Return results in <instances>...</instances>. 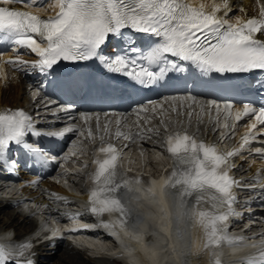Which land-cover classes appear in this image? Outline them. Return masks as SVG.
I'll use <instances>...</instances> for the list:
<instances>
[{
    "label": "snow or ice",
    "instance_id": "snow-or-ice-1",
    "mask_svg": "<svg viewBox=\"0 0 264 264\" xmlns=\"http://www.w3.org/2000/svg\"><path fill=\"white\" fill-rule=\"evenodd\" d=\"M23 2L0 0V44L14 46V58L4 60V64L26 75L40 77L39 83H30L38 89L34 96L43 93L53 82L62 83L69 89L82 87L81 81L70 74L58 80V71H62L64 65L94 61L107 77L124 78L125 88L121 92L129 99L133 93L145 90L187 88L183 94L165 95L131 106V114L138 119L144 114L145 123L152 114L163 116L165 104L177 114L187 108L189 117L194 114L193 109H199L195 112L197 123L202 122L205 107L209 111L214 108L217 117L222 116L225 121L223 127L227 131L221 133L219 139L222 141L235 134L238 122L249 120L246 131L239 137L238 147L228 151L220 149L218 143L198 139L187 130L190 123L185 127H172L174 122L161 120V146L175 165L167 173L170 179L175 178L171 186L179 188L183 196L192 200L206 246H217L219 239L226 238L222 236L223 227L236 214L234 188L241 183L231 175L236 167L231 158L253 143L260 145L254 148V154H264V139H261L264 137V0H255L256 14L238 16L234 22L227 19L232 10L230 0H220L219 3L202 0L199 4L190 0H56L54 7L58 10L47 17H42L39 9L34 13L11 6ZM37 3L42 0H29L25 7ZM239 10L244 11L243 8ZM110 38L114 43L104 51ZM141 39L143 44L138 43ZM21 50L34 54L36 59L24 60L19 54ZM190 69L200 80L210 74L221 81L237 79L240 81L238 85L229 83L224 87L252 90L258 103L245 101L237 107L232 101L200 100L192 93L191 84L179 83ZM253 73L256 75L249 79ZM128 89L132 91L128 92ZM57 104L58 101L48 98L44 113L38 115L35 123L30 113L23 109H0V176L16 175L21 164L43 170L76 156L79 140L85 136V126L93 120L100 134L99 113L80 112V123H72L71 112L75 106L57 107ZM61 113L67 117L66 123L61 120ZM104 117L100 143L95 148L92 170L86 182L89 187L86 211L97 219V223L83 224L71 229L72 232L103 228L118 235L117 228L126 221L125 210L118 199L122 186L118 171L119 153L112 142H105L112 120L116 125L114 138L131 141L136 137L143 139L148 134L161 135V129L154 127L133 132L124 113L105 112ZM60 123L64 126L59 130H39L41 125L55 128ZM122 128L128 130L122 131ZM69 134L76 135L77 139L71 142L69 151L59 157L40 143L42 138L60 140ZM29 136L32 141L27 139ZM86 136L92 140L96 138L91 127H87ZM21 153L25 157L23 161ZM40 179L37 175L36 180L25 183L35 186ZM245 187L259 191L261 195L253 199L264 204V183ZM105 214H118V218L106 220L103 218ZM80 215L69 214V218L76 219ZM239 239L233 238L234 241ZM33 248L28 242L13 253L0 245V264H36ZM247 264H264V251L249 258Z\"/></svg>",
    "mask_w": 264,
    "mask_h": 264
},
{
    "label": "bare ground",
    "instance_id": "bare-ground-1",
    "mask_svg": "<svg viewBox=\"0 0 264 264\" xmlns=\"http://www.w3.org/2000/svg\"><path fill=\"white\" fill-rule=\"evenodd\" d=\"M231 5V12L227 16L228 19L237 17L239 15L245 16L246 14L252 13V11H257L258 6L255 5V2L253 3L252 0H250L247 4H242L239 9L243 8L244 11L238 10L239 3L235 1H230ZM254 9V10H252ZM24 60H28L24 57H22ZM32 61V60H28ZM0 74L1 78L3 80V84H0V104H17L21 101H25V93L28 84L26 83V79H24V73L20 71L13 70V67L11 65H6L3 62L0 63ZM198 110V109H197ZM196 117V115L194 116ZM204 126L209 128L210 124L208 122L207 116L204 117ZM151 158H153L154 161L152 163L156 165L159 171V175L162 174V167L165 166L166 159L161 156L159 153H150ZM148 155V153H146ZM136 157H140L141 159H137V163L139 167L143 168L141 166V163L144 161V154L141 157L139 154L136 155ZM78 162V158H75L72 160V163L74 164L73 169H76V163ZM151 162L147 163V169L148 166H152ZM264 163H255L253 165H246L243 164L246 168L247 172L244 175L245 179L247 180V183H252V181H256L259 179V183H264V168H258V166H261ZM255 168L256 171L253 169ZM146 169V167H145ZM161 175L159 179H155L153 183L150 185L152 190H155V187L161 183L164 180V176ZM54 189L60 190V187L57 185H51ZM150 189V190H151ZM143 191V196H147L148 192L150 191ZM155 197H158L161 199L160 195H155ZM193 203V202H192ZM163 209L161 211V217L164 222H167L169 225L171 224V211L169 210L168 205L163 201L161 206ZM6 205L4 203H0V229H7L12 228L13 230L17 231H24L27 232L33 227V220L29 218L24 213H17L15 209L13 210H7L5 209ZM161 210V209H160ZM191 216L193 219H195L196 214L194 207L191 209ZM197 220V218H196ZM82 223H77L75 225V228H80ZM166 226V225H165ZM199 226V232H201V226ZM167 227V226H166ZM167 231V228H165ZM118 235H113V238L116 239L118 242V248H113V240H104L101 238V236H90L85 234H79L76 236H71L72 240L76 242V246H72L69 241H61L58 242L56 245V250L54 253H49L46 249L42 248V251L44 254H49L47 260H45L44 264H116L117 262H121L127 264V259L124 255L119 254L117 251L119 247H122L123 249H131L132 250V256L135 258L137 257V260L143 261V255L144 253H147V250L151 251L152 248L148 244L147 240L145 239V235L141 229L138 230V232H132L131 230L127 228H117ZM191 230H189L190 233ZM184 235L185 232H182ZM120 239H119V237ZM255 244L253 241L249 243L248 245ZM107 250V251H105ZM204 248L199 247V245H196L193 252L195 253V256H192V259H194L195 262H190L189 264H195L198 263L201 264L202 254H203ZM249 255V254H248ZM191 257V256H190ZM200 260V262H199ZM144 262V261H143Z\"/></svg>",
    "mask_w": 264,
    "mask_h": 264
},
{
    "label": "clouds",
    "instance_id": "clouds-1",
    "mask_svg": "<svg viewBox=\"0 0 264 264\" xmlns=\"http://www.w3.org/2000/svg\"><path fill=\"white\" fill-rule=\"evenodd\" d=\"M119 239H120V237H119ZM248 247H253L254 248V247H257V245L256 244L245 245L242 249H240V251H244ZM124 254L128 257L127 264H140V261L135 259L132 256V250L131 249H124Z\"/></svg>",
    "mask_w": 264,
    "mask_h": 264
},
{
    "label": "rangeland",
    "instance_id": "rangeland-1",
    "mask_svg": "<svg viewBox=\"0 0 264 264\" xmlns=\"http://www.w3.org/2000/svg\"><path fill=\"white\" fill-rule=\"evenodd\" d=\"M137 159H141L140 157H137ZM153 168V166H151ZM154 170V169H153Z\"/></svg>",
    "mask_w": 264,
    "mask_h": 264
}]
</instances>
